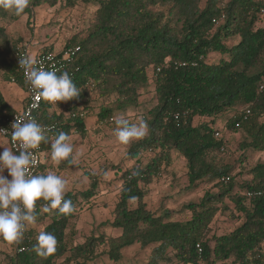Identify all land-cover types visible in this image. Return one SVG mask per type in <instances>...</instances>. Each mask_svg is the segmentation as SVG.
<instances>
[{
    "label": "trees",
    "instance_id": "obj_1",
    "mask_svg": "<svg viewBox=\"0 0 264 264\" xmlns=\"http://www.w3.org/2000/svg\"><path fill=\"white\" fill-rule=\"evenodd\" d=\"M81 2L96 8L92 22L69 37L58 52L52 46L34 51L60 58L73 50L59 71H67L81 89L80 98L66 102L68 106L60 111H52V105L42 100L37 117L43 127L51 129L46 133L49 142L41 143L42 150L51 153V140L60 131L87 136L91 89L103 98L96 115L101 123H114L116 115L139 107L150 70L158 103L148 110L149 117L144 116L149 134L127 148L128 156L139 163L122 171L113 219L101 223L120 234L90 235L68 246L66 231L76 209L91 206L100 188L101 177L88 174L87 189L65 194L75 211L69 216L52 213L44 228L25 232L22 241L11 245L6 254L8 264H91L102 256L120 262L123 250L134 244L150 248L149 264H159L161 259L180 264H218L229 259L234 264H264V162L252 168V180L239 185L230 174L233 167L218 158L226 139L216 135L220 130L215 127L217 116L233 111L226 116V126L247 134L240 146L264 151V91H259L264 79V27H257L264 0H30L19 17L0 9V79L28 89L13 60L25 43L21 37L12 38L3 22L18 21L24 15L33 18L35 10L44 5L63 3L72 9ZM237 36L239 41L229 45L228 39ZM215 54L221 56L218 61L213 59ZM15 112L0 87V124ZM198 116L210 119L195 125ZM172 151L186 160L189 189L203 183L217 188L207 189L199 201L188 202L176 212H188L190 217L185 220H174L169 209L157 214L145 200L148 186L171 165ZM145 153L149 159L143 163L140 155ZM111 168L123 169L119 165ZM47 169L43 162L36 175L46 174ZM227 175L230 179L225 182L222 178ZM247 190L260 194L247 197L243 193ZM227 198L238 213L231 215L242 223L229 233L209 237L216 215L230 210ZM131 202L136 205L131 207ZM42 204H37L39 220L49 214L40 211ZM41 231L54 234L58 242L55 253L46 259L34 251ZM59 259L63 260L57 263Z\"/></svg>",
    "mask_w": 264,
    "mask_h": 264
},
{
    "label": "rangeland",
    "instance_id": "obj_2",
    "mask_svg": "<svg viewBox=\"0 0 264 264\" xmlns=\"http://www.w3.org/2000/svg\"><path fill=\"white\" fill-rule=\"evenodd\" d=\"M229 1V0H225ZM204 5V2L203 4ZM94 7H89L85 3H77L72 9L60 3L54 7L41 6L34 12L33 18L24 15L18 21L3 22L11 37L17 39L21 37L22 43L28 44L32 50H38L41 47L52 46L58 52L64 45L65 41L76 31L87 27L93 20L95 14ZM32 18V19H31ZM257 27H264V15ZM239 36L228 39V44L233 45L239 41ZM214 61H218L220 55H212ZM149 84L146 89L142 90L140 96V105L137 109L131 110L124 115L131 123H139L144 116L149 117L148 110L158 103L155 80L152 77V71L149 72ZM1 78V70H0ZM0 83H4L0 79ZM87 99L91 102L93 108L87 113L86 127L88 134L82 137L78 133L71 134L73 153L70 159L61 162L60 165H54L51 160V153L46 152L44 161L48 165L47 171H54L67 182V191H80L87 189L91 182L88 174L98 175L100 178V188L93 200L91 206H78L77 214L71 220L67 229V243L72 246L85 241L90 235L98 236L105 233L108 236H117L120 230L111 227L109 224H101L113 219V210L120 196L122 185L121 174L124 169L131 168L139 163L136 159H131L127 154L128 145H122L113 133L114 123H101L97 121L96 115L103 98L97 91L90 90ZM68 103L63 102L58 106V111L65 109ZM239 106L237 109H240ZM233 111L225 115H219L216 118L215 127L220 130V137L226 139L225 149L218 154L222 163L229 164L233 167L230 174L235 177V181L240 185L245 181L253 179L251 170L258 163L264 162V151L254 148L244 150L240 143L247 138L244 131L239 130L232 132L227 126L226 116H231ZM120 115H116L120 116ZM210 118L198 116L194 119V124L198 125ZM249 139V138H248ZM0 144L9 147L5 140L0 136ZM3 148L0 147V152ZM140 159L146 163L149 159L147 153L141 154ZM244 159V162H243ZM111 165L122 166L123 169H112ZM187 165L185 158L180 154L172 151L171 165L163 169V173L157 177L151 185L148 186V195L145 200L148 208L153 212L160 214L164 209L172 210L174 220H185L190 217L187 213H176L183 208V205L191 201H199L204 191L211 188L216 191L217 188L203 183L197 189H189L187 177ZM3 175L8 176L7 170ZM230 210L219 212L211 223L209 237L219 236L229 233L242 223L231 215H238L234 210L233 203L226 199ZM131 207L136 205L131 202ZM104 225V226H103ZM0 240V264H8L6 254L10 252L11 245ZM103 248V247H102ZM101 249V248H100ZM124 259L120 262H114L106 256L91 262V264H149L150 248H142L140 244H134L124 250ZM63 259H59L60 263ZM159 264H180L176 261L161 259ZM234 264L229 259L225 263Z\"/></svg>",
    "mask_w": 264,
    "mask_h": 264
},
{
    "label": "clouds",
    "instance_id": "obj_3",
    "mask_svg": "<svg viewBox=\"0 0 264 264\" xmlns=\"http://www.w3.org/2000/svg\"><path fill=\"white\" fill-rule=\"evenodd\" d=\"M29 3L30 0H0V9L19 17L25 13ZM37 65L38 61L31 56L20 57L19 67L23 69L37 102L43 100L58 107V102L80 98L81 89L67 71L54 68L45 70ZM114 124L113 133L122 145L140 141L150 131L149 124L142 118L139 123H131L124 115H120L114 118ZM11 128L13 147L0 144L3 148L0 152V240L15 245L22 241L28 226L36 222L38 202H43L44 213L57 216H69L75 207L70 199H65L67 182L64 179L54 171L40 175L30 171L37 164L33 150L38 149L42 142H49L46 133L51 129L41 126L35 118L15 120ZM50 151L54 165L58 166L63 161L71 164L73 145L70 135L63 131L55 134L50 143ZM5 170L11 179L3 175ZM36 239L34 251L38 256L46 259L55 253L58 242L54 234L41 231Z\"/></svg>",
    "mask_w": 264,
    "mask_h": 264
},
{
    "label": "built area",
    "instance_id": "obj_4",
    "mask_svg": "<svg viewBox=\"0 0 264 264\" xmlns=\"http://www.w3.org/2000/svg\"><path fill=\"white\" fill-rule=\"evenodd\" d=\"M261 14L264 15V7H262V9H261ZM73 52H74L73 50L69 49L68 51L64 52L61 55L62 57L60 56V58H58V57H56L55 53H35L32 51V49L29 47L28 44H23V45H20L18 47L17 51L14 53L13 60L18 64V67H19L20 57L31 56L38 61L37 66H42L45 68V70H51L53 68L59 70V69L64 67L65 63H63V61L65 62V61L69 60L70 55ZM49 57H51V59H49ZM182 64H186V62H184ZM19 70L22 72L24 78L26 79V76H25L23 69H21L19 67ZM159 70L160 69L158 68L157 72ZM259 91H264V79L259 84ZM41 103H42V100H40L39 102L36 101L35 95H34V93H32L30 91V86L28 84L27 102L24 105V107L21 110L16 111L10 119H7L4 123L0 124V136H2L3 138H5L7 140L10 148L13 147L12 142H11V133L13 131V129L11 128L12 123L15 120L21 121V120L26 119V118H35L37 120V122L40 124L38 117H37V112L39 111V109L41 107ZM246 112H250V109L247 108ZM216 135L220 136L221 135L220 131H217ZM13 150H15V149H13ZM33 151H34V155L37 159V164H36V166L31 168L30 171L33 174H36L37 171L39 170L40 165L44 162L45 152L42 150L41 145L38 149L33 150ZM229 179H230V175L224 176L222 178V180L225 182L229 181ZM243 193L247 197H251L254 194H260V191L256 192V191L247 190V191H244ZM40 211L42 213H44L42 208L40 209ZM28 230H30V225L28 226V228L25 232H27ZM198 248L201 250L200 245H198ZM261 250L264 251V241H263ZM251 264H254V263L252 262Z\"/></svg>",
    "mask_w": 264,
    "mask_h": 264
},
{
    "label": "crops",
    "instance_id": "obj_5",
    "mask_svg": "<svg viewBox=\"0 0 264 264\" xmlns=\"http://www.w3.org/2000/svg\"><path fill=\"white\" fill-rule=\"evenodd\" d=\"M39 49V48H38ZM36 51V50H35ZM34 52V50H33ZM1 90L4 94V97L6 101L9 103V105L16 111L21 110L24 105H25V100L27 98V91L18 86L14 82H6L0 83ZM59 106V105H58ZM58 107H53L51 108L52 111L57 110ZM2 137V136H1ZM3 138V137H2ZM7 145L9 146L7 140L3 138ZM10 148V147H9ZM45 158V155H44ZM45 162V161H44ZM52 213H49L48 216L44 220H39L38 218L36 219V222L32 225H30L31 230H39L45 227V225L50 221L49 220V215ZM7 245V243H5ZM0 250H2L0 248Z\"/></svg>",
    "mask_w": 264,
    "mask_h": 264
}]
</instances>
